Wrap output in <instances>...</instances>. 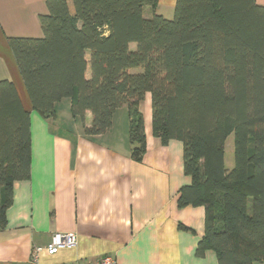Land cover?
<instances>
[{"label":"trees","instance_id":"trees-1","mask_svg":"<svg viewBox=\"0 0 264 264\" xmlns=\"http://www.w3.org/2000/svg\"><path fill=\"white\" fill-rule=\"evenodd\" d=\"M157 3L72 0L71 12L66 0H45L42 35L7 38L31 107L52 121L55 104L68 99L83 134L96 136L126 106L130 156L140 161L148 93L152 136L161 145L182 143L190 182L177 205L205 210L196 255L211 250L217 264L264 263V5L175 0L167 18ZM229 134L231 169L224 165ZM30 140L29 111L15 84L1 79L0 227L14 183L30 177Z\"/></svg>","mask_w":264,"mask_h":264},{"label":"crops","instance_id":"crops-1","mask_svg":"<svg viewBox=\"0 0 264 264\" xmlns=\"http://www.w3.org/2000/svg\"><path fill=\"white\" fill-rule=\"evenodd\" d=\"M66 1L73 12L72 0ZM174 4L158 0L156 11L167 17L164 11H173ZM45 12V0H0V80L15 84L29 111L31 134L30 177L13 185L0 227V264H73L102 255L115 264H217L213 251L195 253L205 210L177 205L179 189L190 182L182 143L161 145L152 136L148 93L140 104L146 136L140 161L130 156L126 106L114 112L109 130L96 136L83 134L68 99L55 104L52 121L32 109L7 38L40 37L39 15ZM143 14L150 16L149 7ZM90 122L87 111L84 124ZM54 232L74 233L75 246L41 252L33 261V247L47 245Z\"/></svg>","mask_w":264,"mask_h":264},{"label":"built area","instance_id":"built-area-1","mask_svg":"<svg viewBox=\"0 0 264 264\" xmlns=\"http://www.w3.org/2000/svg\"><path fill=\"white\" fill-rule=\"evenodd\" d=\"M76 244V236L70 232H54L51 234L50 241L45 246H34L32 250V260L36 261L41 252L54 254L64 248H72ZM73 264H115V260L110 255H102L94 261Z\"/></svg>","mask_w":264,"mask_h":264},{"label":"rangeland","instance_id":"rangeland-1","mask_svg":"<svg viewBox=\"0 0 264 264\" xmlns=\"http://www.w3.org/2000/svg\"><path fill=\"white\" fill-rule=\"evenodd\" d=\"M167 18H171L173 15V11L167 12L164 11ZM139 71V70H135ZM143 102V101H142ZM141 102V105H142ZM234 163V158H233V135L229 134L225 140V145H224V165L227 169H231ZM254 264H264L263 262H255Z\"/></svg>","mask_w":264,"mask_h":264}]
</instances>
